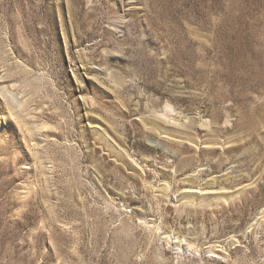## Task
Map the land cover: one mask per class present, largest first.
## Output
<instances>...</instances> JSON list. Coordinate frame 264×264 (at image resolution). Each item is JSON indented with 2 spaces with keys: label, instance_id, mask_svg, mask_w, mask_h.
I'll list each match as a JSON object with an SVG mask.
<instances>
[{
  "label": "rangeland",
  "instance_id": "374dc122",
  "mask_svg": "<svg viewBox=\"0 0 264 264\" xmlns=\"http://www.w3.org/2000/svg\"><path fill=\"white\" fill-rule=\"evenodd\" d=\"M0 264H264V0H0Z\"/></svg>",
  "mask_w": 264,
  "mask_h": 264
}]
</instances>
